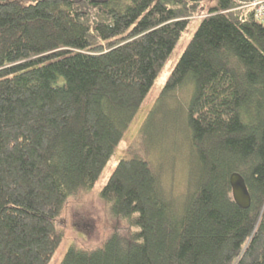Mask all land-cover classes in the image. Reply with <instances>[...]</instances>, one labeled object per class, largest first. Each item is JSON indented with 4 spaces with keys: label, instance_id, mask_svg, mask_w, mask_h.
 I'll use <instances>...</instances> for the list:
<instances>
[{
    "label": "trees",
    "instance_id": "trees-1",
    "mask_svg": "<svg viewBox=\"0 0 264 264\" xmlns=\"http://www.w3.org/2000/svg\"><path fill=\"white\" fill-rule=\"evenodd\" d=\"M241 1L198 18L200 0H0V264L49 263L69 196L95 184L197 18L140 129L150 150L174 135L184 192L121 158L100 197L127 220L59 264H264V23L240 20Z\"/></svg>",
    "mask_w": 264,
    "mask_h": 264
},
{
    "label": "rangeland",
    "instance_id": "rangeland-1",
    "mask_svg": "<svg viewBox=\"0 0 264 264\" xmlns=\"http://www.w3.org/2000/svg\"><path fill=\"white\" fill-rule=\"evenodd\" d=\"M200 1L202 2L203 8L201 9L202 13L197 16L198 18L204 15L209 4L215 2V0ZM198 18L196 19L197 21ZM197 21L183 32L173 51L156 76L144 102L136 112L128 129L125 131L121 142L114 150L95 184L90 188L81 189L69 196L60 219L57 220L58 226L63 229V238L48 264H59L67 250L73 245L94 247L97 244L99 245V243L101 244L103 239L107 238L112 233L113 228L111 226H114L117 220L118 222L127 220V218L115 215L112 210L111 201L103 200L100 197V189L107 182L117 162L121 158L131 157L134 154L146 157L157 171V174H159V178L165 190H173L176 194L184 192L186 187L187 168L183 155L181 156L180 152L177 154L173 159L174 165L171 168H169L171 163H168L170 162L171 155L174 156V152L177 151V149L173 147L174 135L171 134L170 138L166 139L164 136H161V132H155L153 134L152 143L160 146V150L158 149L157 151V149H155L157 147L150 150L148 143L151 142L148 138L142 141L143 137L140 129L161 89L165 85L169 74L187 46L194 32V28L197 25ZM177 95L181 99H184L183 90H179Z\"/></svg>",
    "mask_w": 264,
    "mask_h": 264
},
{
    "label": "water",
    "instance_id": "water-1",
    "mask_svg": "<svg viewBox=\"0 0 264 264\" xmlns=\"http://www.w3.org/2000/svg\"><path fill=\"white\" fill-rule=\"evenodd\" d=\"M230 183L235 201L242 207H248L251 203V196L244 176L234 171L230 175Z\"/></svg>",
    "mask_w": 264,
    "mask_h": 264
},
{
    "label": "built area",
    "instance_id": "built-area-1",
    "mask_svg": "<svg viewBox=\"0 0 264 264\" xmlns=\"http://www.w3.org/2000/svg\"><path fill=\"white\" fill-rule=\"evenodd\" d=\"M236 8L239 11L240 20L254 18L264 23V0H244L238 3Z\"/></svg>",
    "mask_w": 264,
    "mask_h": 264
},
{
    "label": "bare ground",
    "instance_id": "bare-ground-1",
    "mask_svg": "<svg viewBox=\"0 0 264 264\" xmlns=\"http://www.w3.org/2000/svg\"><path fill=\"white\" fill-rule=\"evenodd\" d=\"M261 22V21H260ZM263 23V22H262Z\"/></svg>",
    "mask_w": 264,
    "mask_h": 264
}]
</instances>
